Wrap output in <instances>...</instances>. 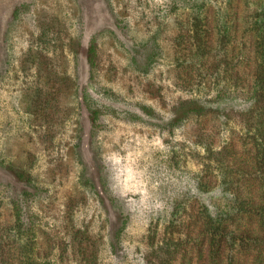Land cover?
<instances>
[{"label":"rangeland","instance_id":"rangeland-1","mask_svg":"<svg viewBox=\"0 0 264 264\" xmlns=\"http://www.w3.org/2000/svg\"><path fill=\"white\" fill-rule=\"evenodd\" d=\"M226 2L0 0V230L20 199L52 264H210L201 214L260 195L264 130L262 5Z\"/></svg>","mask_w":264,"mask_h":264},{"label":"trees","instance_id":"trees-1","mask_svg":"<svg viewBox=\"0 0 264 264\" xmlns=\"http://www.w3.org/2000/svg\"><path fill=\"white\" fill-rule=\"evenodd\" d=\"M258 1L256 4L262 6L253 10L252 21L246 31L252 38L249 45L253 46L256 56L254 60L258 64L254 94L264 96V0ZM226 5V13L229 10L234 12L239 8L240 0H228ZM229 19L230 17L226 15V46L230 44L227 41V35L232 28ZM197 109L199 110L197 114L200 116H203V113L207 111L202 107ZM253 135L252 139L256 144L254 156L258 162L255 175L260 181V195L257 197L244 196L237 190L227 195L223 205H216L211 214L210 212L201 214V219L208 221H206L200 236L206 239L209 247L200 251L207 253L210 264H264V252L258 248V246H264V226H260V229L256 230L251 225L244 223L249 218L264 223V130L258 127ZM22 205L24 204L20 199L12 202L11 217L13 222L7 228L2 227L0 230V264H52L49 258L41 255L40 245L33 236V234L36 235V230L33 226L24 223L25 208ZM24 236L27 237L25 241L21 240V237ZM189 239H192L191 235H189ZM198 240L196 239L195 242ZM168 241L173 244L176 242L173 237ZM175 246L177 247V245ZM250 246L252 250L257 248L256 262L254 260L251 262L237 260L234 257L239 252L249 251ZM233 248H237L236 253H231V257L225 262V252L232 251ZM173 254L171 249L166 251L168 262ZM260 256L263 257V260H260Z\"/></svg>","mask_w":264,"mask_h":264}]
</instances>
